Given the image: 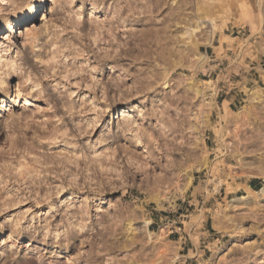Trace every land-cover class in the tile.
Returning <instances> with one entry per match:
<instances>
[{
    "label": "rangeland",
    "instance_id": "obj_1",
    "mask_svg": "<svg viewBox=\"0 0 264 264\" xmlns=\"http://www.w3.org/2000/svg\"><path fill=\"white\" fill-rule=\"evenodd\" d=\"M97 2L105 26L113 16H127L130 31L95 38L108 61L80 48L75 32H64L59 39L80 52L62 77L71 100L58 96L59 112L25 119L17 111L15 119L0 120V221L15 224L22 215L28 225L52 209L55 224L54 206L74 193L97 200L122 195L113 212L130 222L128 232L121 235L125 225L117 217L99 240L97 233L75 250L42 245L37 264H264V25L257 20L264 0H200L206 18L190 25L199 31L186 43L177 35L189 25L173 30L168 24L191 10L188 0ZM13 5L0 11V20L13 17L21 27L30 15L27 0ZM46 39L39 30L28 33L29 46ZM85 58L92 62L91 82ZM45 63L52 77L60 76L55 56ZM108 65L120 66L110 83ZM52 82L45 79L33 95L45 90L46 96ZM45 96L34 101L41 110ZM137 104L144 112L128 111L118 137L102 135L110 120ZM86 141L94 147L90 157L82 154ZM133 197L146 202L134 207ZM84 203L91 220L93 201ZM8 237L26 238L6 227L0 239L7 244ZM19 259L9 251L0 264Z\"/></svg>",
    "mask_w": 264,
    "mask_h": 264
},
{
    "label": "clouds",
    "instance_id": "obj_2",
    "mask_svg": "<svg viewBox=\"0 0 264 264\" xmlns=\"http://www.w3.org/2000/svg\"><path fill=\"white\" fill-rule=\"evenodd\" d=\"M169 2L176 4L177 0H169ZM181 3H184V0H181ZM38 5L40 6L39 8ZM204 6L200 0H188V7L191 10L185 16H173V19L168 24L169 28L175 30V28H184L185 25H189L183 34L177 35L179 42L186 43L185 37H195V33L199 31V28L192 29L190 25L206 18L200 15L201 8ZM5 7L13 8V0H0V11H3ZM101 7L102 5L98 4L97 0H27V7L24 13L27 12L32 16H36L38 22L32 21L29 24L17 27L13 23V17H9L7 20H0L4 26V31H0V120L15 119L17 111L24 113L25 119L29 115L35 118L40 111L49 112L55 110L59 112L60 109L57 107L58 96L64 97L65 103L71 100L74 93L68 91V85L62 83V77L69 67L68 61H74L80 55V52L77 51V48L73 46L70 40H60L59 37L64 32H75L79 47L87 48L89 55L96 56L97 60H102L103 57L100 55V50L94 46L95 38L98 35L106 36L110 30L118 32L130 31L124 23L127 16H113L111 19H107L106 16L107 26H105L97 15ZM128 14L131 15V12ZM15 17L19 19L20 15ZM257 20L264 25V17H257ZM32 30H39L41 36L47 37L40 47L29 46L28 33ZM49 39L52 40L51 44L48 43ZM128 39H132V37L130 36ZM127 42L125 40L124 44H127ZM120 47L123 48V45H120ZM13 49H15L14 54H11ZM65 52L68 54L65 55ZM53 56L58 61L53 67L59 69V77H52V69L47 67L45 63ZM85 61L82 67L87 70L88 82H91L90 78L93 70L88 68V64L92 62L88 61L87 58H85ZM73 67H75L74 64ZM119 67V65L107 66L110 73L107 77L109 83L113 79L111 73H115ZM98 70L101 79H103V68ZM13 75L16 76L15 80L12 79ZM30 78L32 84L28 83ZM48 78H51L53 82L47 86V95L45 96V90L38 91L33 95V89ZM98 86L102 88L104 85L98 84ZM165 87H167L166 84ZM42 96H45L46 107L41 110L39 106L34 104V101ZM160 102V100L154 99V103ZM141 104L133 105L127 111H121L114 121L110 120L105 125L102 135L107 138L118 137L121 132L120 122L123 117L128 114V111L134 114L143 113L144 109ZM57 118L56 115H53L51 119ZM59 118H63V112L60 113ZM81 149L82 154L88 153L89 157L94 151V147L88 141L81 145ZM89 199L93 201L91 205V220L88 215L90 211L89 205L84 203V201ZM122 199L123 196L121 195L97 200L95 197L79 196L74 193L66 197L65 201H61L54 206V215L59 217L55 224L51 222L52 216L49 215L53 211L52 209L38 214L44 219L38 220L33 217L32 222L28 225H24L22 215L15 224L11 222V218H5L0 221V232H3L8 227L12 231L17 232L18 236H25L26 238L21 241L20 239L13 240L8 237L7 244L0 239V249H3V251H0V257L11 251L13 259L20 256L16 264H37L40 259V253L43 251L42 245L51 244L59 249L71 247L75 250L80 247L83 241L97 233L99 234L97 235V240H99L100 236L105 235L103 229H110L117 217L120 218L121 224L125 225L121 229V235H123L128 232L130 222L120 215L119 209L113 212V202ZM130 199L134 207H142L146 202L140 201L137 204L134 197ZM69 202L71 203V208L68 206ZM82 233H87L88 236H83L81 235ZM33 241H36V243L34 244ZM21 250H23V255H21ZM200 255L201 253L198 252L197 256ZM209 259L211 260L212 258L210 257ZM58 264H67V261L62 260ZM197 264H208V261L199 260ZM213 264H219V260L213 261Z\"/></svg>",
    "mask_w": 264,
    "mask_h": 264
},
{
    "label": "bare ground",
    "instance_id": "obj_3",
    "mask_svg": "<svg viewBox=\"0 0 264 264\" xmlns=\"http://www.w3.org/2000/svg\"><path fill=\"white\" fill-rule=\"evenodd\" d=\"M156 3V2H155ZM37 20V17L36 16H32V15H29L28 16V18H26L25 20H24V22H23V24L22 25H26V24H29L30 22H32V21H36ZM16 26H18V25H20L18 22H13ZM120 56V55H119ZM115 57H117V56H115ZM108 55L106 54L105 55V57L102 59V60H104V61H108ZM115 88H116V90H120V88H121V86L120 85H116L115 86ZM126 116V115H125ZM124 116V117H125ZM123 117V118H124ZM74 262H72V264H73Z\"/></svg>",
    "mask_w": 264,
    "mask_h": 264
}]
</instances>
